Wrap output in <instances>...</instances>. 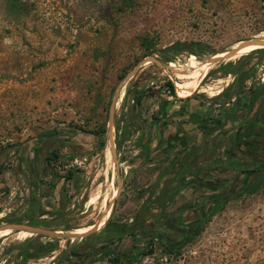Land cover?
<instances>
[{
  "label": "rangeland",
  "instance_id": "rangeland-1",
  "mask_svg": "<svg viewBox=\"0 0 264 264\" xmlns=\"http://www.w3.org/2000/svg\"><path fill=\"white\" fill-rule=\"evenodd\" d=\"M251 40L264 41V0H0V220L27 209V172L16 158L26 153L27 162L39 163L43 199L35 212L51 230L73 233L101 225L97 232L106 222L131 218L138 209L123 205L138 198L127 197L118 187L125 182L123 169L133 152L128 144H115L125 118L131 112L139 121L142 114L152 118L156 106L166 101L200 105L217 91L225 90V100L237 92L242 96L248 87L258 88L264 82V48L207 64ZM175 42L197 45L203 57L179 54L170 65L163 64L164 49ZM145 58L157 64L140 65L113 108L112 155L106 138L112 98ZM225 66L236 72H219ZM243 72L248 79L234 85ZM166 83L172 85L174 98ZM21 96L33 100L34 118L18 136L19 129L15 134L11 126ZM136 96L139 104L133 106ZM78 129L85 133H76ZM98 131L103 132L100 138L87 134ZM68 172L83 186L80 208L71 207L72 193L65 188ZM57 182L66 190L61 209L48 191ZM253 186L211 215L189 242L181 241L185 232L175 230V214L181 213L166 206L160 211V243H148L141 235L129 242L122 238L109 252L88 251L81 264H264V178ZM30 238L34 241L24 245ZM165 239L173 242L172 253ZM84 242L2 230L0 264H18L23 258L17 255L25 248L46 247L49 251L30 264H66L60 254Z\"/></svg>",
  "mask_w": 264,
  "mask_h": 264
},
{
  "label": "crops",
  "instance_id": "crops-1",
  "mask_svg": "<svg viewBox=\"0 0 264 264\" xmlns=\"http://www.w3.org/2000/svg\"><path fill=\"white\" fill-rule=\"evenodd\" d=\"M257 87L251 99L236 95L227 101L215 95L200 105L190 100L166 101L156 106L152 118L145 119L142 114L143 121H139L133 114L129 136L122 143L132 149V159L123 169L125 182L118 190L138 199L127 200L123 207L137 210L147 198L149 209L168 206L180 212L186 204L205 205L206 197L229 190L234 182H260L264 178L262 81ZM21 97L15 102L18 106L11 126L15 134L19 129L17 135L27 131L25 123L34 118L30 111L33 100ZM234 100L238 101L235 108L231 107ZM215 120L216 126L211 124ZM218 133L222 134L215 143L211 139ZM245 167L255 168L254 173L237 178L239 168ZM61 187L57 182L48 189L52 197L59 199V209L64 206L61 197L66 187L72 193L71 207L80 203L83 186L79 180L68 179L64 190ZM42 197L43 193L38 192L37 201Z\"/></svg>",
  "mask_w": 264,
  "mask_h": 264
},
{
  "label": "flooded vegetation",
  "instance_id": "flooded-vegetation-1",
  "mask_svg": "<svg viewBox=\"0 0 264 264\" xmlns=\"http://www.w3.org/2000/svg\"><path fill=\"white\" fill-rule=\"evenodd\" d=\"M229 75V74H227ZM236 79V78H234ZM262 81V88L264 91V82ZM235 85V84H234ZM225 87H229L228 85H226ZM257 90L253 89L251 87L246 88V91L242 93V96L244 98H248L251 99L254 97L255 93L254 91ZM225 90H221L216 97H218L219 99H221L224 95H222V93H224ZM264 94V92H263ZM236 95H240L239 93H234L232 96H230L229 98H233ZM193 99V98H192ZM228 99V100H230ZM227 100V101H228ZM224 104V103H223ZM238 104V101L234 100L233 103L231 104V107L235 108ZM219 136H215L214 141L215 143H218ZM241 161V160H240ZM247 168V167H245ZM250 167H248V170ZM243 169L239 168L238 170V177H248L250 174L254 173V171L249 172L247 174L242 173ZM239 181V180H238ZM237 183V182H236ZM235 182L231 185L232 188H230L229 190L213 195L211 194L210 196L206 197L205 200V205H200L201 202L199 203V205H189L186 204L185 206L182 207V209H179V213L181 214H175L176 215V219L173 220L175 223V230H179L180 233H187L190 230H198L200 227H202L204 224H206L209 219H210V215L213 213L215 214L216 212L220 211L224 205L233 200H238L240 199L243 195H246L248 193L251 192V190L254 188L253 186V182L247 185H240V184H236ZM29 194V190L27 191ZM147 198H144L142 200V204L141 206L138 208V211L128 220H124L121 223H112L109 222L108 226L104 228L103 233L101 234L99 239L93 240L90 244V247H88L84 253L82 252H77L76 256H74V258L78 259L77 262H74L73 264H81L83 258L82 254H86L88 251L93 250V249H101L104 252H109L112 250L113 245L116 241L122 239V238H127V241H131L135 236H142L144 237L143 239H145L146 241H148V243H160L163 240V235L160 231V211H161V206H159V208L153 207V208H148L145 203ZM156 203V202H155ZM145 205V206H144ZM156 205V204H155ZM171 211V210H170ZM177 212V211H175ZM178 213V212H177ZM21 213L20 215H16V214H8L9 216H7L2 224L5 225H22V226H27V227H38V228H44V229H50L48 227V225H44V223H38V222H34L33 217L31 216H26V217H22ZM37 215V214H36ZM144 216H147V219H144ZM5 217V216H4ZM208 218V219H207ZM38 220H43L42 219V215H37ZM171 220V219H170ZM169 220V221H170ZM207 220V221H206ZM172 221V220H171ZM166 226H169V223H166ZM99 228V227H98ZM174 228V227H173ZM15 232H21V230H13ZM33 235V234H30ZM37 236V235H35ZM41 237V236H39ZM191 238V233H187L185 234V239L189 240ZM34 241V238H30L29 240H27L26 242H24V245L30 243ZM135 242H133V245ZM166 246H169L170 248H173L171 245L173 242L168 241V239H165L164 241ZM143 244L142 242L139 243V245ZM81 246V244H80ZM79 246V248H80ZM32 248L30 249V253L32 252ZM133 253H136V251H134ZM137 253L138 250H137ZM133 257H136V254H134ZM71 258V257H69ZM31 261L27 262V264H30ZM65 263L66 264H71L67 261V258L65 259ZM18 264H24L22 260H20L18 262ZM32 264V263H31ZM54 264V263H52Z\"/></svg>",
  "mask_w": 264,
  "mask_h": 264
},
{
  "label": "trees",
  "instance_id": "trees-1",
  "mask_svg": "<svg viewBox=\"0 0 264 264\" xmlns=\"http://www.w3.org/2000/svg\"><path fill=\"white\" fill-rule=\"evenodd\" d=\"M261 50V49H258ZM179 54H185L187 56H193L196 58L201 59L203 57V53L201 52L200 48L195 45V44H188V43H182V42H175L173 44H171L170 46H168L167 48L164 49V53H163V64H169L171 63V57L172 56H176ZM170 65V64H169ZM219 72H221L222 74H232L235 73V70H231L228 69L226 66L225 67H221L219 68ZM241 69L238 71V73H241ZM248 79V73L247 72H243L240 76L239 79H235L234 80V84H241L243 81ZM166 87L168 88L167 92L169 97L174 98V92H173V88L172 85L170 83H166ZM225 93V91H224ZM224 93H222V95H224ZM238 93V92H237ZM236 94V93H235ZM125 96V94H124ZM123 96V98H124ZM183 96V95H182ZM230 99L229 97H226L225 100ZM132 103L133 106H137L139 104V97L136 96L135 98H132ZM133 120V114L131 112L130 116L126 117L124 120V123H122L121 126V131L119 133L118 139L116 140L115 144L117 145V147H120V145H122V143L124 141H126L127 137L129 136V133L127 130H129L130 126L132 125V121ZM212 125L216 126L217 125V121L215 120V122H211ZM78 132L76 133H85L83 130L78 129ZM87 134L92 135L94 137L100 138V135L103 134L102 131H98L97 133L94 132H87ZM99 146L102 147L103 143L99 142ZM26 156L27 153L22 156H16V158L19 161L20 166H24L25 170L27 172V178H28V190H29V194H28V198H27V209L25 212H23L22 217H26V216H31L34 219V222H38V223H44V225H48V222L46 220H38L37 215H36V208H37V198H38V192H39V163H35V160L30 159L29 162L26 161ZM34 165V166H33ZM243 171L242 173H249L252 171H255V168H249L251 170H248V168H242ZM72 177V174L70 172H68L67 176H66V180L70 179ZM77 208H80L82 206V203H77L75 205ZM214 213V212H213ZM213 213L211 215H213ZM54 215H59V214H54ZM210 215V216H211ZM9 216V215H8ZM209 216V217H210ZM7 216H5L4 218H2L0 220V223L4 221V219ZM208 219V218H207ZM207 221V220H206ZM109 224L108 222H106L105 227H107ZM48 227L50 228L51 226L48 225ZM104 227V228H105ZM104 228L99 229L97 232H93L88 234L87 236H85L84 238H82L85 242L84 244H76L74 246H72L71 248L67 249L66 251L62 252L60 254V256L58 257L59 260H65L66 258L69 257H74L76 256L77 252H82L84 253V251L90 247V244L93 240L99 239L101 234L104 231ZM187 233H191V238L189 240L185 239V236L181 239V241L186 240V241H191L192 238L194 237V234L196 233V230H190ZM186 233V234H187ZM80 246V248H79ZM167 250L172 253L174 251L173 248H170L169 246H166ZM31 248H25L24 251L20 252L17 256L18 257H22V261L24 264H27V262L32 260H35L38 258L39 255L43 254L44 252L49 251V247H46L45 250H32V252L30 253ZM83 257H87V253L86 254H82ZM133 259V258H132ZM130 259V260H132ZM55 264V263H54Z\"/></svg>",
  "mask_w": 264,
  "mask_h": 264
},
{
  "label": "water",
  "instance_id": "water-1",
  "mask_svg": "<svg viewBox=\"0 0 264 264\" xmlns=\"http://www.w3.org/2000/svg\"><path fill=\"white\" fill-rule=\"evenodd\" d=\"M248 46H256L259 48H264V41L261 40H251L248 42H245L241 45H239L236 49L231 50L229 52H222L224 53V56L220 57V58H215L212 59L207 63L210 64L212 62H216L219 59H228L230 57L235 56V54H237V52L245 47ZM145 63H153V64H157L156 60L152 59V58H145L143 60L142 63L136 65L128 74L126 77H124V79L120 82V84L117 87V91L115 92L112 101H111V105L109 107L108 110V121H107V128H106V138H107V142H108V147L109 150L111 152V154L113 155V142L111 139V131H112V112H113V108L115 107V105L117 104V101L119 100V91L121 90V88L124 86V84L139 70L140 65H143ZM95 229H98V227H92L89 230H86V232L84 233H62L60 231H53L51 229H44V228H38V227H27V226H22V225H5L3 227L0 228V231L2 230H21L22 232H26L29 234H33V235H37V236H41L47 239H66V240H73V239H81L84 238L85 236H87L90 233H93Z\"/></svg>",
  "mask_w": 264,
  "mask_h": 264
},
{
  "label": "bare ground",
  "instance_id": "bare-ground-1",
  "mask_svg": "<svg viewBox=\"0 0 264 264\" xmlns=\"http://www.w3.org/2000/svg\"><path fill=\"white\" fill-rule=\"evenodd\" d=\"M252 48H259V47H256V46H252V47H250V48H243V49H241V50H239L238 52H237V54L238 55H241L242 53H244V52H247L248 50H250V49H252ZM180 90V89H179ZM186 91V90H185ZM187 92V91H186ZM219 93V91H217L216 93H215V95H217ZM101 225H98V227H100ZM1 232V231H0ZM84 232H86V230H78V231H76V233H84Z\"/></svg>",
  "mask_w": 264,
  "mask_h": 264
},
{
  "label": "built area",
  "instance_id": "built-area-1",
  "mask_svg": "<svg viewBox=\"0 0 264 264\" xmlns=\"http://www.w3.org/2000/svg\"><path fill=\"white\" fill-rule=\"evenodd\" d=\"M216 107H219V106L217 105ZM75 162H76V161L74 160L73 163L75 164Z\"/></svg>",
  "mask_w": 264,
  "mask_h": 264
}]
</instances>
